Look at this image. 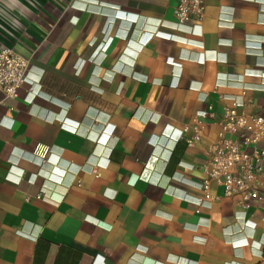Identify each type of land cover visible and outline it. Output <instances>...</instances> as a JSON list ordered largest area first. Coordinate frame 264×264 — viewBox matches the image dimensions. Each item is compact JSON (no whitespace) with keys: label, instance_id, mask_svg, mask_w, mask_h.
Masks as SVG:
<instances>
[{"label":"crops","instance_id":"crops-1","mask_svg":"<svg viewBox=\"0 0 264 264\" xmlns=\"http://www.w3.org/2000/svg\"><path fill=\"white\" fill-rule=\"evenodd\" d=\"M179 1L0 0L30 81L0 91V264L260 263L264 176L246 209L196 184L227 110L264 118V0Z\"/></svg>","mask_w":264,"mask_h":264},{"label":"built area","instance_id":"built-area-1","mask_svg":"<svg viewBox=\"0 0 264 264\" xmlns=\"http://www.w3.org/2000/svg\"><path fill=\"white\" fill-rule=\"evenodd\" d=\"M173 15L177 26L184 25L190 16L200 20L204 15L202 0H180ZM157 34L160 31L156 30L153 35ZM24 83L30 84L27 60L11 49L0 50V91L7 97H14L16 89ZM220 127L218 141L210 148L206 166L209 167V179L196 184V187L207 193L209 181L214 180L222 187L225 197H239V205L246 209L250 201L261 199L264 118L238 116L235 109H230L226 111ZM235 133L238 134L237 139L226 137ZM199 138L200 129L195 127L193 138L186 139V144L192 146ZM208 202L199 199L195 203L201 206Z\"/></svg>","mask_w":264,"mask_h":264},{"label":"rangeland","instance_id":"rangeland-1","mask_svg":"<svg viewBox=\"0 0 264 264\" xmlns=\"http://www.w3.org/2000/svg\"><path fill=\"white\" fill-rule=\"evenodd\" d=\"M259 264H264V257H262V260L260 261Z\"/></svg>","mask_w":264,"mask_h":264}]
</instances>
